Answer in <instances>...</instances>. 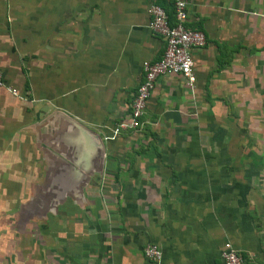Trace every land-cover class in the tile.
Masks as SVG:
<instances>
[{"label": "crops", "instance_id": "crops-1", "mask_svg": "<svg viewBox=\"0 0 264 264\" xmlns=\"http://www.w3.org/2000/svg\"><path fill=\"white\" fill-rule=\"evenodd\" d=\"M173 1L0 0V264H264V0H185L194 89L160 77L112 137Z\"/></svg>", "mask_w": 264, "mask_h": 264}, {"label": "built area", "instance_id": "built-area-1", "mask_svg": "<svg viewBox=\"0 0 264 264\" xmlns=\"http://www.w3.org/2000/svg\"><path fill=\"white\" fill-rule=\"evenodd\" d=\"M147 13L148 28L154 35L160 36L165 41V47L159 59L142 63V80L130 103L128 118L116 125L112 137L124 131L140 128L148 101L160 77L181 76L190 89L195 87L196 75L192 51L202 48L206 40L201 31L186 28L187 2L173 1V22H170L166 11L154 2L148 6ZM0 88L13 96H18L16 89L5 82L2 71H0ZM143 255L155 264H159L162 259L160 248L152 243L145 245ZM220 259L222 264H243L241 253L228 242L220 251Z\"/></svg>", "mask_w": 264, "mask_h": 264}, {"label": "trees", "instance_id": "trees-1", "mask_svg": "<svg viewBox=\"0 0 264 264\" xmlns=\"http://www.w3.org/2000/svg\"><path fill=\"white\" fill-rule=\"evenodd\" d=\"M166 13H167V15H168V17H169L170 22H172V21H173V11H171V12H166Z\"/></svg>", "mask_w": 264, "mask_h": 264}]
</instances>
